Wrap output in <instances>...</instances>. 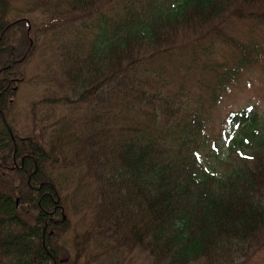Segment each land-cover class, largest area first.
<instances>
[{
	"label": "trees",
	"instance_id": "1",
	"mask_svg": "<svg viewBox=\"0 0 264 264\" xmlns=\"http://www.w3.org/2000/svg\"><path fill=\"white\" fill-rule=\"evenodd\" d=\"M12 2L0 0V264H63L61 193L74 184L86 191L81 203L92 216L85 237L116 244H105L106 252L135 250L152 264H244L264 249V135H256V116L232 118L252 142L233 169L218 175L202 168L194 152L203 113L183 116L158 62L185 55L189 73L220 41L238 53L235 68L204 60L197 80L207 82L203 73L216 86L233 79L256 46L227 36L222 15L264 23V0H29L45 17L44 44L60 59L43 76L63 94L42 103L62 101L77 116L63 117L43 142L19 138L7 121L30 35L23 18L11 17ZM197 29L196 47L176 45ZM67 169L75 180L61 178Z\"/></svg>",
	"mask_w": 264,
	"mask_h": 264
},
{
	"label": "rangeland",
	"instance_id": "2",
	"mask_svg": "<svg viewBox=\"0 0 264 264\" xmlns=\"http://www.w3.org/2000/svg\"><path fill=\"white\" fill-rule=\"evenodd\" d=\"M12 6L11 17L23 18L30 35H27L28 56L17 66V71L23 79L7 121L19 138L35 137L39 142H43L42 137L46 140L52 129L59 128L63 117L74 122L77 116L73 113L72 106L65 105L62 101L53 105L42 103L46 97L63 94L56 86L54 78L43 76L47 68L56 71V67L60 66V59L50 55L53 54L49 48L51 43L44 44L39 30L45 20L42 13L31 11L29 0H13ZM236 8L235 5L229 6L231 10ZM230 13V10L223 13L222 17L229 22L221 26V29L227 36L247 48L250 45L256 46L258 55L256 61L244 67L238 75H233V83L222 85L218 89L206 87V91L205 84L201 86L197 80L201 76L199 70L201 71L204 60L209 65L223 64L225 68H232L239 55L229 44L214 41L209 57H198L196 62L190 65L189 73L185 70L188 66L185 55L173 58L166 56L172 62L158 61L164 70L162 73L166 78L165 86L169 97L182 104L183 116L185 117V110H200L203 113V131L197 139V144L201 147L198 159L206 169L210 172L215 170L218 175L226 174L236 166L239 152L251 151L252 142L245 136L247 131H241L239 126L230 124L229 116L241 111H247L251 116L256 114V135H264V23L230 20ZM194 28L199 27L195 24ZM202 32L203 30L199 29L196 32L185 31V35L176 37V45L184 50L196 47ZM208 39L212 40V37L208 36ZM182 64L185 66H181ZM203 79H206L205 73ZM213 92L216 97L211 101ZM61 175L62 179L72 177L75 180L77 177L76 171L71 169L62 171ZM86 183L90 182L86 179ZM73 187L63 188L61 193L67 226H64V230L62 227V233L56 240L61 247L59 258L63 264H152L146 255L135 250L114 254L106 252L105 244L116 246L109 240L98 239L95 235L86 239L92 218L91 212L81 203L86 191L78 192L75 184ZM87 194L91 195V189L88 187ZM244 264H264V249Z\"/></svg>",
	"mask_w": 264,
	"mask_h": 264
}]
</instances>
